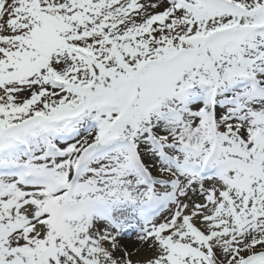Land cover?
<instances>
[{
	"label": "snow or ice",
	"instance_id": "6c2138e0",
	"mask_svg": "<svg viewBox=\"0 0 264 264\" xmlns=\"http://www.w3.org/2000/svg\"><path fill=\"white\" fill-rule=\"evenodd\" d=\"M0 264H264V0H0Z\"/></svg>",
	"mask_w": 264,
	"mask_h": 264
}]
</instances>
